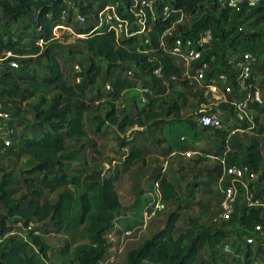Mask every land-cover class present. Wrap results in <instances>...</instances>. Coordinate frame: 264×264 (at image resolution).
Instances as JSON below:
<instances>
[{"label":"trees","instance_id":"16d2710c","mask_svg":"<svg viewBox=\"0 0 264 264\" xmlns=\"http://www.w3.org/2000/svg\"><path fill=\"white\" fill-rule=\"evenodd\" d=\"M80 1V11L83 14L93 13L95 20L78 25L77 32L84 35L81 39L89 53L90 63L86 68V81L72 83L65 78L54 51L55 47H63V45L52 41V28L62 21L68 7V0H17L16 2L0 0V7L6 17L5 21L16 19L20 13H25L32 17L28 20L29 22L40 27L38 33L28 37L25 41L8 37L5 30L0 32V100L3 105L9 104L13 115H23L29 112L33 118L29 123L14 120L15 129L9 134L12 142L6 147L9 148L7 153L17 157L30 155L35 159L31 166L22 169L23 174L14 175L3 172L0 177V264H45L43 257L48 256L49 245L40 233L31 235L35 249L23 236L12 232L13 225L20 222L24 227L33 225L43 231H48L51 226L56 232L67 228L70 218L65 210L67 202L70 203L74 198L73 192L67 188L68 185L82 188L79 194L80 219H83L89 211L91 198L98 199L97 208L86 228L90 244L86 247H78L75 259L70 264H101V261L109 255L110 244L107 234L112 229L115 217L122 208L115 182L129 167L143 163L151 150L149 146L137 143L132 137H124L119 145L127 150L121 152L118 158L112 157L108 174L95 167L86 170L85 158L80 154L82 148L88 143L87 141L67 154L63 151L71 138L78 139L88 135L89 130L86 127L85 117L87 112L91 113L90 119L94 124L93 133H98L100 129L106 127L111 128L117 134H120L127 124L143 126L148 122L152 127L162 126L161 123L164 122L162 117L171 115L170 129L166 139L163 140L167 142L163 153L193 149L194 143L202 136L200 129L212 130L215 135L213 147L206 148L205 151L216 158H220L224 153L230 129L226 125L199 128L194 117L196 114H192L194 118L183 117L181 109L186 105V94L182 90L175 89L179 98L173 99L167 105H164L158 96L146 93V104H143L135 115L126 114L122 118H119L116 113L115 102L125 89L136 86V81L132 76L125 73V69L131 63L144 68L149 67L150 70L159 65L162 78L170 83L180 82L190 90V93L198 97L199 102L206 101L202 89H194L193 83L186 78H181L180 66L174 62L173 56L159 45V38L179 11L185 10L194 15L193 21L190 28L183 29L181 24H177V30L186 34L205 26H212L220 35L221 41L227 38V45H220L211 51L217 54V62H219L224 57L226 48L236 47L244 31L243 27L239 29V26L225 22L228 11L231 10L223 7L219 13H216L212 9L213 6L214 9L217 6L215 0L212 6L207 5L203 2L204 0H163L170 3L175 11L168 16L158 13L153 18L147 17L144 26L149 42H144V35L140 37L139 34H130L117 38L114 31L107 29L106 26L96 27V16L101 4L92 9L94 0H88L86 3L83 0ZM121 1L128 4L130 0ZM157 3L160 5V0ZM255 7L256 11L260 12L259 17L264 16V0H261V3ZM32 8L36 10L34 16L31 14ZM198 12H202L200 16H196ZM66 22H70V15L67 16ZM255 35V33H248V36L253 39ZM37 38H41L43 43H36ZM170 40V37L166 38V41ZM47 43L49 44L41 52L49 60L48 72L43 75H38L35 69L30 68L31 58L21 60L19 67H12L8 64V59L1 58L4 51L36 54L41 51V46ZM96 58L104 61L103 82L104 84L109 82L110 87L104 94L97 92L96 96H88L87 82H94L101 70V65L95 60ZM254 70L255 67L253 74H255ZM263 71L264 64L258 69V72ZM81 73L80 71L79 74ZM22 83L25 86H22ZM147 84L148 81H144V85ZM51 91L53 92L50 94ZM33 95L36 99L29 100V97ZM101 98L106 102L103 115L97 111L99 105L96 103ZM219 105L222 108L233 110L228 102H220ZM249 108L264 111V107L257 102H249ZM207 110L211 112L214 108H207ZM225 119L227 120L228 116H225ZM114 124H117L118 129L114 128ZM21 125L24 127L20 130L16 129ZM175 125L184 127V130L176 136L169 134L171 126ZM246 125L243 122L238 126L245 127ZM187 134L190 135L191 142L183 140ZM90 145L95 149V140H92ZM1 148L2 143L0 142V152L3 150ZM76 158H80L77 165L68 169V161ZM244 162L254 172H260L259 179L263 182L256 186L251 194L252 200H259L264 197V159L256 137H253L252 142L247 146V157ZM203 175L207 179L220 177L221 165L216 164L206 168ZM153 180L160 188L162 199L168 200L175 193L173 183L165 174L157 172ZM63 186L56 201H51L44 195L46 190L55 191ZM22 188L30 195L27 196L25 192H22L16 196V192ZM190 196L194 198L191 189ZM196 203L198 202L192 200L186 205L193 207ZM181 215L176 210L170 212L164 226L150 237L145 238L138 246L127 251L126 263L232 264L226 252L221 248L229 230L206 225L191 215L188 217ZM179 219L185 223L183 228L178 225ZM47 221H49V228H42ZM263 222V206L256 204L245 206L242 208L239 217L240 226L236 231L238 234L251 233L256 224ZM124 224L131 226L129 222ZM250 253L247 248V261L251 258ZM233 259L237 260V256ZM237 264H241L240 260Z\"/></svg>","mask_w":264,"mask_h":264},{"label":"rangeland","instance_id":"374dc122","mask_svg":"<svg viewBox=\"0 0 264 264\" xmlns=\"http://www.w3.org/2000/svg\"><path fill=\"white\" fill-rule=\"evenodd\" d=\"M11 1L16 2L17 0ZM117 1H119V12H125L123 4L125 2L121 0ZM79 2L81 1L68 0V7L64 12L62 21L52 28V41L63 45V47H55L54 51L57 54L65 78L72 83L77 82L75 80L77 75H80L78 83L86 81V68L90 63L89 53L86 51L84 42L81 39L84 35L77 32L78 25L95 20L93 13L83 14L80 11ZM83 2L86 3L88 0H83ZM203 2L209 6L214 4V0H204ZM110 3L114 2L112 0H94L91 8H97L100 4V8H102L105 4ZM212 9L216 13L220 11L218 5L215 9L213 6ZM35 11L32 8L31 14L33 16L35 15ZM201 13L198 12L196 16H200ZM68 15H70V22H66ZM177 16L175 29H177V24H181L183 29L190 28L194 15L182 10ZM259 16L260 12L256 11V7L242 6L240 9L228 11L225 22L229 25L234 24L243 27L244 31L242 32L241 40L235 48L241 51L249 49L258 55L254 70L256 76L255 82L259 87L262 99L259 105L264 107V81H262L264 79V71L258 72L260 66L264 64V16ZM5 19V13L0 7V32L7 31L8 37L25 41L28 37L40 31L38 25L28 21L32 17L25 13H20L16 19L8 21H5ZM132 24L135 27L140 26L142 23L133 22ZM248 33H255V38L253 39L248 36ZM139 36L142 37V33ZM48 44H43L41 51L36 54L16 53V67L21 65V60L31 58L30 68L35 69L38 75L47 73L49 60L41 52ZM223 44L227 45V38L217 43L212 49H217ZM95 60L101 65V70L94 82H87L86 92L88 96H96L97 92L104 94L108 91L106 83L104 84L103 82L105 76L104 61L98 58ZM76 65L80 67L81 74H79L80 71H77ZM123 65L125 66V64ZM129 65L128 67H131L134 72L132 78L136 81V86L125 89L120 98L115 102V109L119 118H122L126 114L135 115L137 110L143 104H146V93L158 96L164 105L171 103L173 99L179 98L176 95L175 89L182 90L186 94V105L181 109L182 116L195 117H192V114L195 115L197 113L200 102L198 101V97L190 93L187 87L180 82L170 83V81L162 78L160 75L154 74L149 67L144 68L134 63ZM146 80L148 84L144 85V81ZM21 85L25 86L24 83ZM145 86L148 87V91L143 93V87ZM102 98L99 99V102H95L99 105L97 111L103 115L106 109V102ZM35 99V95L29 97V100ZM3 106L5 110L10 112L9 104L5 103ZM210 106L218 110L222 126L226 125L230 129L225 142L224 153L220 158H216L213 154L205 151L206 148L213 147L215 135L212 130L203 129H200L202 136L194 143L193 149L163 153L164 148L167 146V142L163 140L166 139L170 129L171 124L169 119L171 115H164L162 117V120H164L161 123L162 126L157 125L156 127H152L149 126L148 122L143 126L127 124L124 130L120 134H117L111 128L106 127L100 129L98 133H93L94 124L90 119L91 113L87 112L85 114L86 127L89 130L88 135L78 139L71 138L63 153L67 154L87 141L88 143L82 148L80 154L81 157L85 158L84 167L86 170L95 167L108 174L110 172L109 164L112 163V157H117L116 152H118V157H120L121 152L127 150V148H121L119 145V142L124 137H132L137 143H144L149 146L151 150L143 163H137L129 167L127 171L120 174L115 182L118 199L122 204V208L117 217H115L112 229L107 234L110 253L101 261V264H127V251L132 247L138 246L145 238L150 237L155 231L164 226L168 215L174 210L180 212L185 217L191 215L206 225L229 230L228 236L223 242H228L230 245L231 251L226 252L230 263L237 264L238 260H240L241 264H264V230L253 233V241L246 240V232L238 234L236 231L240 226L239 217L242 208L252 204L264 207V197L255 201L252 200L251 195L255 187L263 182L259 179L260 172H256L252 178L243 176L233 180L237 188L233 211L226 218L220 216V201L224 188L232 182V177L225 175L222 170L221 159H224L226 163L244 162L247 157V146L252 142L253 137H256L259 150L264 159V111L247 109V115L240 118L236 111L222 108L219 103L217 105L211 104ZM10 113L13 119H11L12 121L10 120V124L13 127L15 126L14 120H23L27 123L33 120L32 114L29 112L23 115H13L12 112ZM225 116H228L227 120ZM243 122L247 124L245 127L238 126ZM23 127L24 125H21L18 128L16 127V129L20 130ZM171 128L169 134L172 133L175 136L184 130V127L179 125L171 126ZM189 136L187 134L183 140L191 142ZM92 140H95V149L90 145ZM8 150L9 148H5L0 152V177L3 172L21 175L23 174V168H27L35 162V159L30 155L17 157L8 154ZM79 159H70L67 168L76 166ZM216 164L221 165V176L207 179L203 175L204 170ZM157 172L165 174L175 187V193L168 200L160 197V188L153 180ZM63 188L64 186L55 191L46 190L44 195L49 200L56 201ZM67 188L73 192L74 197L70 203L67 202L65 210L66 215L70 218L68 227L58 232L51 226L48 231H43L41 228L38 229L42 238L49 245L47 258L53 264H70L75 259L76 249L90 244L86 228L98 204V199L92 197L89 211L83 219H80L79 194L82 188L71 185H68ZM190 189L193 190L194 198L190 196ZM22 192H25L24 188L18 190L15 195L18 196ZM25 194L27 196L30 195L26 192ZM192 200L199 204L196 203L193 207H187L186 204L192 202ZM128 222L131 226L124 224ZM178 225L183 228L185 223L179 219ZM48 226L49 221L42 228H49ZM12 232L20 234L24 230L16 223L13 225ZM247 248L251 252L249 254L251 256L249 261L246 260ZM234 256H237V260L233 259Z\"/></svg>","mask_w":264,"mask_h":264},{"label":"built area","instance_id":"2783aa9c","mask_svg":"<svg viewBox=\"0 0 264 264\" xmlns=\"http://www.w3.org/2000/svg\"><path fill=\"white\" fill-rule=\"evenodd\" d=\"M157 1L159 0H130L128 4L123 3L125 6V12L123 13L119 12V1L115 0L113 1L114 3L105 4L97 12L96 27L106 26L107 29L114 31L117 38L142 33L144 42H149L144 26L146 18H153L158 13L162 16H168L175 11L170 3L160 0L159 5ZM215 2L220 9L228 7L230 10H237L242 6L255 7L261 3V0H215ZM179 13H181V10ZM177 18L178 16L166 27L158 43L165 52L173 56L174 62L180 66L181 78H186L193 83L194 89H202L201 91L206 101L200 102L199 110L196 113L195 120L198 125L200 127L222 126L218 110L215 108L211 112L207 110V108H213L210 106L211 104L217 105L220 102H228L240 118L247 115V109H251L249 108V102H257L258 104L262 102L259 87L255 82L256 76L253 74L258 55L249 49L241 51L235 47H228L225 49L224 57L217 62V54L211 51L214 50L212 47L221 42V38L214 28L205 26L183 34L175 29ZM133 22L142 24L133 27ZM129 23L131 24L130 26ZM239 29H242V27L239 26ZM167 37H170L171 40L166 41ZM35 42L42 44L43 40L37 38ZM15 55L16 53L12 51H4L1 58L8 59V64L16 67ZM76 69L81 71L78 65H76ZM151 71L162 77L159 65L154 66ZM125 73L129 76L134 74L131 67L126 68ZM171 78H174V76H171ZM75 80L78 82L80 75H77ZM106 86L110 87L109 82L106 83ZM147 91L148 87H143V93ZM11 119V113L5 110L2 100H0L1 149L8 147L12 142L9 137V134L14 132V127L10 124ZM221 162L224 174L232 177V182L225 186L220 201V216L226 218L232 213L236 200L237 188L233 180L243 176L252 178L256 172L246 162L226 163L224 159H221ZM18 224L24 230L20 235L27 239L36 249V246L31 241V235L39 234L38 228L33 225L24 227L20 222ZM262 230H264V222L256 224L251 233H245L247 234L245 236L246 240L253 241V233ZM222 249L225 252L231 251L228 242H223ZM43 260L45 264H53L47 257H43Z\"/></svg>","mask_w":264,"mask_h":264},{"label":"water","instance_id":"95a60500","mask_svg":"<svg viewBox=\"0 0 264 264\" xmlns=\"http://www.w3.org/2000/svg\"><path fill=\"white\" fill-rule=\"evenodd\" d=\"M113 126H114L115 129H118L117 124H114ZM116 156H117V157L119 156L118 152H116Z\"/></svg>","mask_w":264,"mask_h":264},{"label":"crops","instance_id":"0c3cea01","mask_svg":"<svg viewBox=\"0 0 264 264\" xmlns=\"http://www.w3.org/2000/svg\"><path fill=\"white\" fill-rule=\"evenodd\" d=\"M251 110H253V109H251Z\"/></svg>","mask_w":264,"mask_h":264}]
</instances>
